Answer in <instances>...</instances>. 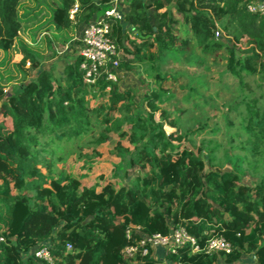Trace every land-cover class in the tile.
<instances>
[{"label": "trees", "instance_id": "obj_1", "mask_svg": "<svg viewBox=\"0 0 264 264\" xmlns=\"http://www.w3.org/2000/svg\"><path fill=\"white\" fill-rule=\"evenodd\" d=\"M25 1L35 3L31 8ZM113 1L0 0V50L16 45L17 72L33 74L9 95L0 85V264H237L246 255L253 256L250 264H264V174L251 184L242 180L245 161L264 162V96L254 95L243 77L255 74L257 87L264 86V15L247 9L256 0H129L122 19H110V36L118 68L139 66L151 80L141 100L135 88L108 80L105 67L93 84L86 83L79 54L58 73L39 69L36 38L46 35V24L58 36L68 32L60 39L64 44L74 25L99 17ZM75 4L76 22L69 19ZM39 16L49 19L29 29L35 37L28 44L18 32ZM195 49L202 56L227 52L226 68L239 85L243 114L229 145L243 152L226 153L228 170L214 161L213 149L191 141L207 126L215 129L212 118L187 131L179 122L182 109L167 107L193 91L168 68L167 58L191 65L200 61ZM164 122L171 131L166 133ZM92 127L97 135L91 150L103 156L93 162L81 153L82 170H54V161L62 159L55 154L58 142L78 139ZM95 171L102 177L90 176ZM179 225L200 246L223 236L232 249L192 252L184 245L159 259L130 262L122 256V247L138 238L136 229L167 234ZM42 245L49 262L32 254Z\"/></svg>", "mask_w": 264, "mask_h": 264}, {"label": "rangeland", "instance_id": "obj_2", "mask_svg": "<svg viewBox=\"0 0 264 264\" xmlns=\"http://www.w3.org/2000/svg\"><path fill=\"white\" fill-rule=\"evenodd\" d=\"M38 2L46 0H36ZM29 7H33L35 1H25ZM48 2H45L46 4ZM40 6L36 12L32 13L31 16L41 12V9H45V6ZM39 12V13H40ZM44 12V11H43ZM48 15L47 11L45 16ZM40 17V16H39ZM49 18L41 16L38 19H33L34 24L28 28L23 29L21 27L18 32V36L22 37L23 40L28 43H33V37L35 34H30L29 29L35 31L36 26H42L46 24ZM35 26V27H34ZM46 35H42L36 38L40 44L41 57L39 58V69H53L55 72H59L64 68V65L68 61H72L76 53L78 35V25H74L73 29L69 31V39L64 44L60 43L61 38H66L68 32L56 34V31L52 24L45 25ZM55 35V37H54ZM49 39V41L46 39ZM195 53L200 56V61L194 64H183L182 59L167 58L168 68L176 69V73L180 75L183 83L189 84L192 90L185 91L182 95L176 96L167 107L174 105L178 109H182L179 116V122L181 129L191 130L192 127H198L203 123L205 118L211 117L214 121V127L210 130L213 125L207 126V129L198 133V135L192 136L191 141L193 147L199 145L205 148L213 149L215 155V162L221 164L223 170L230 169V164L226 160V153H242L237 147H231L229 144V137L231 133L237 131L238 123L240 121V113L243 114L242 105L237 104L240 94L239 85L237 78L228 72L226 68L227 52H222L220 55L215 56H202L198 49H195ZM21 58L20 51L15 45L14 47L7 50L6 53L0 50V62L5 64L3 67L6 68L4 72L0 71V85L4 87L6 95H9L12 91H15L16 87L21 83H25L32 77V73L23 76L17 72L15 63L19 62ZM2 64V65H3ZM29 63L26 62L23 69H26ZM164 66V65H163ZM165 67V66H164ZM3 73V74H2ZM119 77V84L121 86H131L136 89L137 99L141 100L147 96V88L150 87L151 80L141 72L139 66H134L130 71L117 68ZM24 77V79H23ZM244 81L248 83L251 89L254 90V95L262 94L264 96V86L261 88L257 87V76L244 75ZM259 103L264 106L263 99L259 100ZM235 104L238 105L237 109H234ZM0 120H4V117L0 115ZM8 125L9 121L6 122ZM163 128L167 132L171 131V128L163 123ZM97 135V130L93 127L90 130L73 141H60L56 148V156L61 155V160H55L53 169L60 172L64 170H76L81 169L85 164V156L80 155L88 154L95 162L102 156L95 154L91 147L94 146V138ZM237 140H234L236 143ZM106 153V148L104 149ZM109 155V154H108ZM109 157V156H107ZM112 161L116 162L118 159L109 157ZM245 175L242 180L246 183H253L258 180L264 174V162H257L255 165L248 164L246 161L243 164ZM133 169H129V176L126 181L131 182L133 177ZM94 177H102V173L95 171L91 173ZM97 178V179H99ZM88 181V178H86ZM129 180V181H128ZM89 182V181H88ZM90 183V182H89ZM253 261L252 255L243 256L237 264H250ZM222 264V263H220Z\"/></svg>", "mask_w": 264, "mask_h": 264}, {"label": "built area", "instance_id": "obj_3", "mask_svg": "<svg viewBox=\"0 0 264 264\" xmlns=\"http://www.w3.org/2000/svg\"><path fill=\"white\" fill-rule=\"evenodd\" d=\"M250 12L264 15V0H256L248 4ZM77 4L69 10V19L76 22L75 13ZM112 20H121L122 13L118 8V1L114 0L111 7L106 9L99 17L92 18L87 22L78 25V50L81 58L80 68L84 70V81L93 84L95 73L99 68H106L107 79L116 81L119 79L117 68L120 56L113 43L110 33ZM219 30L215 32V37H219ZM138 238L133 242L125 244L121 249L122 256L130 262L138 260L139 257L153 256L154 258H164L166 254L175 253L180 246L188 245L192 252H230L231 243L223 236L208 239L204 246H200L196 239L187 233L186 229L179 226H171L167 234L146 233L138 231ZM130 228H126L125 237L130 239ZM72 248L70 243L65 244V249ZM34 257L39 260L51 261L49 249L42 245L32 251Z\"/></svg>", "mask_w": 264, "mask_h": 264}, {"label": "crops", "instance_id": "obj_4", "mask_svg": "<svg viewBox=\"0 0 264 264\" xmlns=\"http://www.w3.org/2000/svg\"><path fill=\"white\" fill-rule=\"evenodd\" d=\"M118 1V8L120 10L121 13H123L125 10L128 9V4H129V0H117ZM77 40V38H76ZM78 41V40H77ZM76 49L78 50V42H77V45H76ZM77 50H76V53H77ZM120 85V84H119ZM121 86V85H120ZM126 86V85H125ZM121 87H124V86H121ZM131 87V86H130ZM134 88V87H133Z\"/></svg>", "mask_w": 264, "mask_h": 264}]
</instances>
